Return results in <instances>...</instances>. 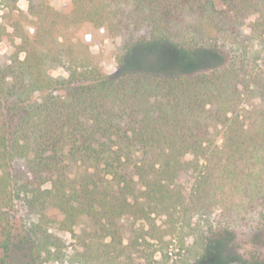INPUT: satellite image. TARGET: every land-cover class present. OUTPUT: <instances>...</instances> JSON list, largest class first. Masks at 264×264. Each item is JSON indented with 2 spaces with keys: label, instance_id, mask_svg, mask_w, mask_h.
<instances>
[{
  "label": "trees",
  "instance_id": "16d2710c",
  "mask_svg": "<svg viewBox=\"0 0 264 264\" xmlns=\"http://www.w3.org/2000/svg\"><path fill=\"white\" fill-rule=\"evenodd\" d=\"M27 1L0 24V43L20 40L0 66L6 253L16 203L39 217L29 243L57 261L65 241L47 227L89 219L80 264H163L147 236L189 230L203 247L264 204V0ZM90 27L125 39L115 72L91 63ZM150 45L168 49L169 71L147 65ZM205 53L218 63L203 67Z\"/></svg>",
  "mask_w": 264,
  "mask_h": 264
},
{
  "label": "rangeland",
  "instance_id": "374dc122",
  "mask_svg": "<svg viewBox=\"0 0 264 264\" xmlns=\"http://www.w3.org/2000/svg\"><path fill=\"white\" fill-rule=\"evenodd\" d=\"M46 1L57 9L61 8L57 0ZM28 10L29 2L27 0H18L15 4L14 0H0V24L6 25L10 16L16 15L18 11L27 13ZM74 32L76 29L69 30V33ZM85 32L91 63L110 73L115 72L118 65L117 57L122 53L125 39L122 37L111 38L107 31L94 30L92 27L86 28ZM14 41L0 43V66L8 64L16 52V46L20 44V40L16 38ZM24 56V53L20 54L22 59ZM216 56V53L212 55L205 53L202 66L213 65L212 62L215 61ZM145 60L149 67L156 69L165 68L171 64L168 49L154 45H150L146 49ZM217 63L215 61L214 64ZM166 68V71L170 70ZM50 74L56 78L68 77L66 68L51 70ZM38 98L39 95L36 94L34 100ZM216 139L220 145L222 143L220 136H216ZM186 178L189 180V177ZM49 186L46 185L47 188ZM231 201H238V198L233 197ZM221 211L220 208L212 215L211 218H214V222L217 221V216L221 215ZM38 219L36 214L27 213L22 204H14L8 213L9 229L13 240L7 253L2 247L3 241L7 237L0 229V264H80L78 255L84 252V248L79 238L84 231L91 229L89 219L82 218L72 231H67L60 229L63 217L58 215L56 222L47 227L51 234L65 241L64 258L59 261L56 260L53 253L54 248L51 247V253L47 254L43 247L29 243L32 237L26 230L30 224L38 222ZM164 221L165 218H159L157 224L163 226ZM209 221L212 222L211 219ZM193 223H198V220H194ZM130 237L131 234L125 232V243L129 242ZM203 237H206V240L204 246L201 247L198 236L193 235L189 230L182 240L176 234L164 233L163 230H160L158 238L151 239L147 236L146 241L154 244L151 250L155 251V260L163 264H184L186 261L185 264H264V204L260 203L251 213L238 217L231 229L221 231L217 229L215 235L208 234ZM182 244L184 247L181 250L180 245ZM223 257L225 260H217Z\"/></svg>",
  "mask_w": 264,
  "mask_h": 264
}]
</instances>
